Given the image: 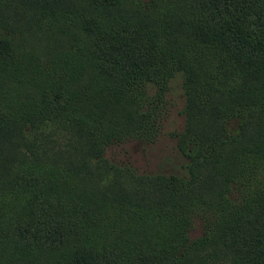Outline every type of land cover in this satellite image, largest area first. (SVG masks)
<instances>
[{"label": "trees", "instance_id": "16d2710c", "mask_svg": "<svg viewBox=\"0 0 264 264\" xmlns=\"http://www.w3.org/2000/svg\"><path fill=\"white\" fill-rule=\"evenodd\" d=\"M175 74L185 174L107 159ZM0 264H264V0H0Z\"/></svg>", "mask_w": 264, "mask_h": 264}, {"label": "rangeland", "instance_id": "374dc122", "mask_svg": "<svg viewBox=\"0 0 264 264\" xmlns=\"http://www.w3.org/2000/svg\"><path fill=\"white\" fill-rule=\"evenodd\" d=\"M140 1L145 2L147 0ZM20 19L25 21L21 17ZM19 23L25 24L22 21ZM49 34L50 31L43 26L37 27L33 25L31 29L21 26L19 32L14 34V37L28 41L36 40L40 36L41 38H45ZM66 36H72V34H67ZM47 43L43 41L42 46L38 47L32 42L30 50L35 47L37 51L42 53L46 49ZM52 53H55V50L52 49ZM45 55H42L43 58L49 57L50 51L48 49H46ZM164 103L159 133L152 141L132 139L120 144H112L106 147L104 156L114 162H128L139 173L160 172L184 175V165L187 160L176 148V134L183 128V114L181 112L183 108V95L179 74H175L169 81L164 95ZM201 233V223L195 220L188 232V236L189 238H195Z\"/></svg>", "mask_w": 264, "mask_h": 264}]
</instances>
